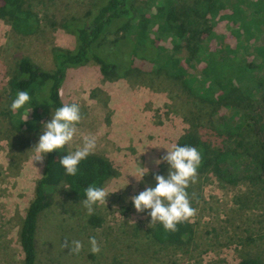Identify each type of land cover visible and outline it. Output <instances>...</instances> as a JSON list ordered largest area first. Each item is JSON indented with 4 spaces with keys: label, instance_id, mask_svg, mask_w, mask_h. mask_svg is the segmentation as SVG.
<instances>
[{
    "label": "rangeland",
    "instance_id": "374dc122",
    "mask_svg": "<svg viewBox=\"0 0 264 264\" xmlns=\"http://www.w3.org/2000/svg\"><path fill=\"white\" fill-rule=\"evenodd\" d=\"M85 1L54 0L52 8L48 0H31L39 25L34 34L27 36L13 32L0 18V110L6 107L5 91L20 56L52 69V48H74L75 37L59 25L70 15H81L87 6ZM232 1L236 8L239 0ZM218 8L210 11L217 22L214 32L219 39L227 36L226 40L233 44L228 36L229 22L223 16L228 13ZM251 13L258 15L254 6L243 8L244 17ZM113 31L111 27L109 33ZM162 43L170 49L168 41ZM241 44V56L258 65L254 48L264 45V29H258L256 37L244 39ZM142 71L147 72L148 67ZM144 72L109 82L100 75L95 62L64 71L59 98L62 104H77L81 115L73 141L65 147L74 150L83 137H94L96 147L84 160L86 166L81 172L96 180L103 178L109 169L96 159L102 157L109 162L113 176L103 186L110 193L105 204L94 206L91 214L101 220L98 227L87 223L91 215L72 195L63 189L55 194L52 206L38 218L37 264H232L245 253L264 252L263 244L247 239L248 232L264 226V199L245 184L223 186L214 176L195 175L186 188L193 209L187 221L194 237L181 252L162 244V230L149 232L157 224L148 225L145 212H134L129 197L153 186L155 175H167L166 163L157 166L153 161L160 160L187 127L179 84L163 73ZM253 73L264 84V68ZM51 109H42L34 128L23 137L0 115V264H21L19 222L33 197L34 182L43 165L33 162L27 151L36 143L40 125L50 118ZM30 118L33 119L31 110L23 112L19 126ZM138 165L148 169L140 182L132 177ZM235 196L240 202L234 200ZM89 236L96 238V254L89 251ZM72 240L81 242L78 253L69 249L68 242Z\"/></svg>",
    "mask_w": 264,
    "mask_h": 264
},
{
    "label": "trees",
    "instance_id": "16d2710c",
    "mask_svg": "<svg viewBox=\"0 0 264 264\" xmlns=\"http://www.w3.org/2000/svg\"><path fill=\"white\" fill-rule=\"evenodd\" d=\"M48 1L53 3L51 7L55 6L54 0ZM85 2L87 6L81 15H70L59 25L75 37V46L71 50L52 48V69L39 66L28 56H20L15 61L5 91L6 107L0 110L11 128L22 137L27 136L42 109L63 105L58 89L67 68L95 62L100 75L111 82L144 72L143 67L147 66L148 71L144 73H163L180 86L187 127L175 144L190 145L200 152L201 163L196 174L214 176L223 186L245 184L264 199V84L253 73L264 68V45L254 48L260 60L258 65L248 63L241 56L240 47L244 39L256 37L257 30L264 29V0H239L236 8L232 0ZM248 6H254L258 15L251 13L244 17L243 8ZM214 7L228 13L223 16L229 22L228 36L233 44L226 40L227 36L221 35L223 38L219 39L215 34L217 22L210 14ZM0 18L22 36L34 34L39 25L31 0H0ZM111 27L113 33H109ZM162 41H168L170 49ZM17 90L28 91V107L33 117L22 126H19L20 117L26 110L9 111L10 100ZM191 103L197 107L196 112ZM61 155L63 150L44 157L41 175L34 182L33 197L20 219L21 264H37L38 218L52 206L60 189L79 201L87 186L103 187L113 176L109 162L102 157L96 159L109 169L103 178L96 180L83 174L84 160L75 176H66L58 163ZM234 200L240 202L237 196ZM87 223L98 227L101 220L91 215ZM156 230L164 232L165 247L180 252L194 237L187 220L177 224L175 231H165L157 224L149 232L153 234ZM247 239L264 245V226L248 232ZM232 264H264V252L245 253Z\"/></svg>",
    "mask_w": 264,
    "mask_h": 264
},
{
    "label": "clouds",
    "instance_id": "9594fccd",
    "mask_svg": "<svg viewBox=\"0 0 264 264\" xmlns=\"http://www.w3.org/2000/svg\"><path fill=\"white\" fill-rule=\"evenodd\" d=\"M30 96L26 90H17L9 103V111L31 110L28 105ZM81 119L80 108L77 104H63L51 109V115L40 125L36 143L27 151L30 159L42 163L47 154L62 152L58 163L66 176H75L78 165L85 160L96 147L94 137L85 136L74 150H67L77 132L76 125ZM161 162L167 165V175H155L154 185L145 187L142 191L129 197L135 213L145 212L149 218L148 225H160L165 231H175L176 225L186 221L193 214L189 205L186 188L194 181L196 171L201 163L200 152L190 145L174 144L166 149L160 160L153 161L154 165ZM148 174L146 167L139 166L132 176L137 182L142 181ZM110 193L104 187L89 185L83 190V199L79 200L85 213L91 215L94 206L105 204ZM69 249L73 253L81 250V242L72 240ZM88 248L92 254L99 252L96 238L88 237Z\"/></svg>",
    "mask_w": 264,
    "mask_h": 264
}]
</instances>
